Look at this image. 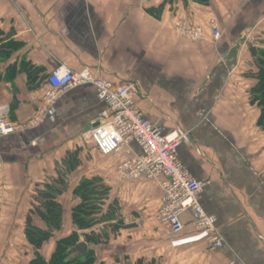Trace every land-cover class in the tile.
Instances as JSON below:
<instances>
[{"label": "crops", "instance_id": "crops-1", "mask_svg": "<svg viewBox=\"0 0 264 264\" xmlns=\"http://www.w3.org/2000/svg\"><path fill=\"white\" fill-rule=\"evenodd\" d=\"M160 6L159 18L147 12ZM210 19L221 32L217 42L208 30L196 43L174 31L180 20L206 28ZM0 31L19 45L0 62V120L19 128L0 137V264L34 258L25 220L37 189L60 176L67 185L57 199L62 227L40 251L46 262L58 240L79 234L71 221L80 202L74 189L99 178L110 190L104 209L116 200L127 228L95 247L97 263L264 264V131L251 102L257 54L264 50V0H209L207 6L192 0H0ZM21 63L36 69L35 89ZM58 68L136 84L135 102L148 121L187 133L178 159L205 183L200 204L215 218L222 248L211 251L187 214L184 231L167 236L156 220L164 178L119 181L116 168L126 154L103 157L86 149L83 135L105 110L94 88L69 90L39 125L26 128L41 106L46 76ZM130 149L140 153L134 144ZM76 150L80 164L67 171L64 160ZM32 219L45 229L38 216Z\"/></svg>", "mask_w": 264, "mask_h": 264}, {"label": "built area", "instance_id": "built-area-1", "mask_svg": "<svg viewBox=\"0 0 264 264\" xmlns=\"http://www.w3.org/2000/svg\"><path fill=\"white\" fill-rule=\"evenodd\" d=\"M207 30L213 42L220 39L221 32L215 19H210L206 28L187 20H180L174 28L177 34L194 43L203 41ZM44 86L41 106L26 128L39 125L49 108L69 90L79 86L94 88L96 98L105 105V110L83 135L86 145L90 144L91 150L103 157L123 153L128 156L116 168L119 181L164 178L160 184L162 197L156 220L167 236L174 237L184 231L182 216L187 214L191 228L206 235L211 251L223 247V239L215 227V218L208 215L200 204L199 197L205 183L194 179L178 159L180 145L188 142L187 133L180 129L167 131L163 126L148 121L135 102L139 95L136 84L105 80L86 69L74 72L69 68H58L46 76ZM18 129L14 124L0 120V137L15 133ZM132 144L138 147L139 154L131 151Z\"/></svg>", "mask_w": 264, "mask_h": 264}, {"label": "trees", "instance_id": "trees-1", "mask_svg": "<svg viewBox=\"0 0 264 264\" xmlns=\"http://www.w3.org/2000/svg\"><path fill=\"white\" fill-rule=\"evenodd\" d=\"M193 2L207 6L209 0H192ZM162 6L157 9H148L147 12L155 18L160 17ZM19 45L8 41L0 31V62L6 60ZM257 83L251 91V102L260 109L258 126L264 131V50L257 54ZM15 69L16 66H13ZM21 70L28 76L29 89H35L36 77L32 71L36 72L33 66L21 63ZM79 152L67 154L64 160V167L67 171L75 170L80 164ZM65 179L60 176L50 184L44 185L43 189H37L35 203L25 220V239L34 251V258L29 264H102L97 263L95 247L106 244L111 237H115L123 228H127L123 219L119 215V206L116 200L110 202L104 209L105 201L108 200L109 188L103 185L99 178L83 179L74 189L73 195L79 199V204L72 209L71 221L77 232L62 238L56 242L54 252L49 261H45L40 255V251L54 233L61 230L63 209L57 199L66 191ZM38 216L45 225V229H40L33 224L32 217ZM102 225L103 228L98 233L92 229ZM89 231L88 233H86ZM80 238L87 244L88 250L83 256H79L73 248L80 242ZM135 264H144L138 260ZM154 264V263H150Z\"/></svg>", "mask_w": 264, "mask_h": 264}, {"label": "water", "instance_id": "water-1", "mask_svg": "<svg viewBox=\"0 0 264 264\" xmlns=\"http://www.w3.org/2000/svg\"><path fill=\"white\" fill-rule=\"evenodd\" d=\"M251 53H252L253 55H255V50L252 49V50H251ZM73 250H74L75 252H77V254H78L79 256H83V255L86 253V251L88 250V247H87V244H86L84 241H82V242H79V243L73 248Z\"/></svg>", "mask_w": 264, "mask_h": 264}, {"label": "rangeland", "instance_id": "rangeland-1", "mask_svg": "<svg viewBox=\"0 0 264 264\" xmlns=\"http://www.w3.org/2000/svg\"><path fill=\"white\" fill-rule=\"evenodd\" d=\"M178 23H179V22H178ZM178 23H177V24H178ZM177 24H176V25H177ZM85 147H86V149H87L88 151H92V150H91V145H90V144H87V145H86V143H85ZM0 221H1V218H0Z\"/></svg>", "mask_w": 264, "mask_h": 264}]
</instances>
